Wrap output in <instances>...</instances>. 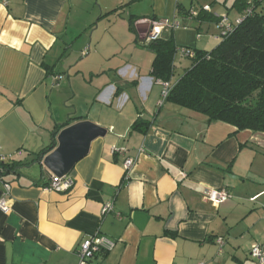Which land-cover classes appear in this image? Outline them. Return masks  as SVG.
Returning <instances> with one entry per match:
<instances>
[{
	"label": "crops",
	"instance_id": "0c3cea01",
	"mask_svg": "<svg viewBox=\"0 0 264 264\" xmlns=\"http://www.w3.org/2000/svg\"><path fill=\"white\" fill-rule=\"evenodd\" d=\"M86 1L0 0V153L21 163L0 176V196L9 184L10 208L0 210V264H77L80 241L93 233L113 246L90 264H257L249 250L264 248V132L159 105L162 87L131 40H143L149 28L142 20L162 17V0H152L150 16L130 15L138 18L132 31L129 18L116 19L126 31L113 34V45L96 41L92 55L81 50L67 64L72 41L90 28L74 17ZM163 35L206 51L220 41L206 48L207 40L189 44L183 30ZM70 116L107 133L74 164L70 188L48 190L50 174L31 161ZM137 118L150 122L146 132L131 129ZM128 157L134 164L126 170ZM223 187L226 201L202 199L205 188ZM105 203L112 208L101 213Z\"/></svg>",
	"mask_w": 264,
	"mask_h": 264
},
{
	"label": "trees",
	"instance_id": "16d2710c",
	"mask_svg": "<svg viewBox=\"0 0 264 264\" xmlns=\"http://www.w3.org/2000/svg\"><path fill=\"white\" fill-rule=\"evenodd\" d=\"M234 5L243 11L242 21L233 25L227 35L221 36L213 49L191 48L194 56L189 58L190 65L174 82L171 79L175 75L174 61L179 48H190L177 46L171 35H163L167 31L153 38L148 45L142 42V46L153 53L149 75L155 82L168 83V94L163 103L201 113L208 122H224L235 127L236 131L264 132V7L262 0H236ZM246 10L250 13H245ZM136 20L138 18L128 19L130 31ZM80 119L82 117L70 116L66 123L56 125L51 144L36 153L31 162L40 153L52 149L55 135L61 127ZM149 123L137 118L131 129L144 133ZM17 164L21 163L0 164V176L14 170Z\"/></svg>",
	"mask_w": 264,
	"mask_h": 264
},
{
	"label": "rangeland",
	"instance_id": "374dc122",
	"mask_svg": "<svg viewBox=\"0 0 264 264\" xmlns=\"http://www.w3.org/2000/svg\"><path fill=\"white\" fill-rule=\"evenodd\" d=\"M163 4L161 7L163 10L162 17L155 18L161 21H167L168 23L172 24L174 22H178L176 28L172 29L171 32L174 31H181L183 30L187 41L189 44H195L198 42L207 40V44L205 45L206 48L210 47L211 43L209 40L217 41L223 32V27L220 25V20L223 17L226 18V22L229 24L235 25L237 19L241 16L243 11L241 12L238 10V7L234 5L236 0H162ZM176 3L180 4L177 7L176 14L174 15V10L176 9ZM160 5V2L157 1L156 5ZM131 5V7H130ZM129 6H120L116 7L113 3H109L107 6L103 5L102 0H88L86 3L81 4L80 8L76 9L75 16L78 21L77 25L79 27L88 26L90 25L89 30L86 33L82 34L81 36H77L73 43V52H69L71 54L68 63H75L77 60L81 58L78 54L81 50H86L90 55H92L93 47L96 44V41H100V45L107 47L108 44H114L112 40L113 34L118 38L120 31H126V25H120L119 17L125 18L126 20L130 17V15L134 14L136 16L147 15L150 16L154 12V2L152 0H137L130 4ZM104 7H106L104 9ZM262 7H264V0H262ZM102 8V10L100 9ZM108 8V9H107ZM115 10L116 12H111L106 14L108 10ZM103 12L102 17L98 16L100 13ZM117 13V14H116ZM100 17V18H99ZM147 26V23H145ZM145 26V27H146ZM78 27V28H79ZM148 28V26H147ZM144 36L147 35L148 29L145 28ZM91 33L92 39H91ZM131 38V37H129ZM128 38V39H129ZM91 40V41H90ZM125 39H122L124 41ZM130 40V39H129ZM176 42H180L179 40H175ZM127 45L125 48L128 52L131 48L129 46V42L127 40L124 41ZM131 44L134 48L137 47L136 50V57L141 55V60L143 63L150 65L153 53L149 51L146 47L142 46V41H139V46L137 43H134V40H131ZM199 44V45H198ZM198 46L202 47V43H197ZM103 47V48H104ZM203 48V47H202ZM105 51H108L105 50ZM87 53V52H86ZM86 57H90V55ZM84 56V55H83ZM175 66H176V73H182V67L189 64V58L182 57L180 54L176 56ZM181 65V66H180ZM73 67H75L73 65ZM77 69V67H76ZM66 78V77H65ZM63 78L62 84L67 86V79Z\"/></svg>",
	"mask_w": 264,
	"mask_h": 264
},
{
	"label": "built area",
	"instance_id": "2783aa9c",
	"mask_svg": "<svg viewBox=\"0 0 264 264\" xmlns=\"http://www.w3.org/2000/svg\"><path fill=\"white\" fill-rule=\"evenodd\" d=\"M245 13H250L249 10H246ZM243 17L240 16L239 19H237L236 24H238L240 21H242ZM226 18L223 17L222 20H220V25L223 27V32L220 34L221 36H224L225 34L229 33L232 28L233 24H229L226 22ZM143 23H147L148 26V33L146 36H144L142 39L143 45H148L150 41L161 35L164 31H171L172 29L176 28L178 25V22H174L172 24L168 23L167 21H161L157 20L155 18H149L142 20ZM179 54L182 57H188L192 58L194 56V52L191 49L188 48H179ZM58 78V77H57ZM159 83L162 87L161 90V98L159 101V105H161L168 94V83L167 82H160ZM10 158L7 155H4L0 153V164L9 163ZM124 167L126 170H128L130 167L133 166L134 160L131 157H128L123 161ZM182 176H185L184 172L181 173ZM50 180L48 184L45 186L48 190H54V191H63L67 190V188H70L72 185V180L68 176L60 177L50 174L49 176ZM3 186L5 188L3 193L0 196V210L4 213L9 212V190L8 186L9 184L3 183ZM229 191L226 188H205L202 192V199L204 201H209L215 204L222 203L230 198L231 195H229ZM112 205L111 203H105L102 206L101 213H105L109 210H111ZM216 245L219 246V249L221 248L222 244L224 243L223 238L221 236H218L215 239ZM113 246V242L109 240L107 237H104L103 235H99L98 233H93L91 235H87L83 237V239L80 241L77 251V257L78 261L77 264H90V261L93 259L94 256L97 254L103 253ZM249 255L253 257L257 264H264V248L260 244H253L250 247ZM201 264V263H199Z\"/></svg>",
	"mask_w": 264,
	"mask_h": 264
},
{
	"label": "water",
	"instance_id": "95a60500",
	"mask_svg": "<svg viewBox=\"0 0 264 264\" xmlns=\"http://www.w3.org/2000/svg\"><path fill=\"white\" fill-rule=\"evenodd\" d=\"M106 133V128L88 119H80L61 127L55 135L52 149L40 153L32 164H39L58 178L68 176L74 164L88 154L91 143Z\"/></svg>",
	"mask_w": 264,
	"mask_h": 264
}]
</instances>
